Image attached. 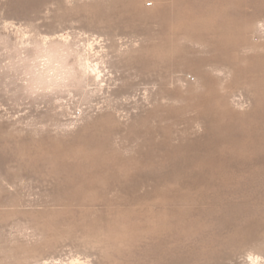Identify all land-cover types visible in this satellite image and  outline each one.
<instances>
[{
	"label": "rangeland",
	"instance_id": "1",
	"mask_svg": "<svg viewBox=\"0 0 264 264\" xmlns=\"http://www.w3.org/2000/svg\"><path fill=\"white\" fill-rule=\"evenodd\" d=\"M248 254L264 0H0V264Z\"/></svg>",
	"mask_w": 264,
	"mask_h": 264
},
{
	"label": "bare ground",
	"instance_id": "2",
	"mask_svg": "<svg viewBox=\"0 0 264 264\" xmlns=\"http://www.w3.org/2000/svg\"><path fill=\"white\" fill-rule=\"evenodd\" d=\"M248 259L250 260V262L252 264H260V263H264L263 258H261L259 255H252V254H248ZM246 258V260H248ZM53 264H59V263H53ZM61 264V263H60ZM68 264H93L90 260H74L71 261Z\"/></svg>",
	"mask_w": 264,
	"mask_h": 264
}]
</instances>
